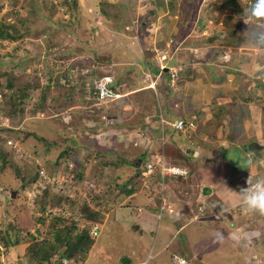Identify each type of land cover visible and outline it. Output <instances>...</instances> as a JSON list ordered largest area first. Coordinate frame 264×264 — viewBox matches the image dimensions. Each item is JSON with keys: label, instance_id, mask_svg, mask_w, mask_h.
<instances>
[{"label": "rangeland", "instance_id": "obj_1", "mask_svg": "<svg viewBox=\"0 0 264 264\" xmlns=\"http://www.w3.org/2000/svg\"><path fill=\"white\" fill-rule=\"evenodd\" d=\"M33 1L0 0V22L10 23L14 25V29L20 31L19 36L12 41L0 40V149L8 154L5 158L0 156V237L3 236V231L17 226L23 231L20 236L24 235L25 230H32L39 239L53 238L56 227L52 229L50 225L53 218L62 213L58 208L47 207L39 214L43 222L35 221L33 211L39 210L42 204L33 205L32 196L29 194L37 181L30 183V180L37 173V169L53 176L52 165L60 159L59 153L69 147L73 159L84 162L85 181L73 183L75 197L66 198L70 215H65L70 216L69 220L73 218L77 221L79 228L83 229L86 223L79 219L82 203L92 207L96 202H103L106 206L103 211L108 214L111 212V216L107 217L108 223L104 222L103 218L99 233L101 243L106 246L103 253H106L101 262H97L93 259H96L98 254L95 248H91L83 259V264H126L121 258L127 262L138 260L139 252L142 254V260H146L149 254L152 255L146 264H171V253L184 257L188 264H195L196 261L202 264H264V214L246 213L239 206L235 194L241 187L246 186L247 178L264 176V170L258 167L261 163L256 162L253 167L247 164L249 152L243 151L248 150V147L237 148L244 142L253 149H259V154H264V41L249 36L253 27L264 29V17L253 16L249 12L239 14L230 6L223 13L218 7L223 0H161L163 5L156 7V17L146 13L148 8L158 3L157 0H78L80 9L77 10L76 20L62 4V0H47L49 6L54 5V13L50 18H45L38 9L32 7ZM204 1L215 2L214 7L210 6L211 3L204 5ZM168 2H171L172 9L167 8ZM186 3L189 4L187 9ZM250 3H254L253 0H239V4L246 8ZM195 4L198 7H195ZM101 9L108 10L110 14L104 21L99 20ZM171 11L173 12L170 14ZM220 13L226 18L222 24H218L220 21L208 19L220 18ZM197 18L210 22L205 21L198 30L195 25ZM184 19L192 20V27L197 29L190 33V44L195 47L196 52L194 54L198 55L202 62H210L215 64V68H221L214 75L218 79L220 74V80L226 81L221 90L216 89L219 95L225 90L231 92L235 89L234 85L241 83L244 89L251 90L253 99L246 104L245 109H237L238 116L230 130L232 136L205 138L204 146L199 145L201 149L196 150L200 152V156L196 158L194 168H189L188 174L190 172L192 175L189 179H179L172 183L181 191L178 197H186L182 200L184 205L188 206V211L184 212L186 219L178 217V220L182 225L193 224L188 225V239L182 240L183 233L178 239L172 238L165 226L169 222L172 225L173 221L166 222L168 218L161 214L162 218L158 222L157 212L151 213L150 216L145 209L146 212L141 213L139 225L141 222L146 223V232L150 233L149 236L145 235L146 241L143 242L138 239L141 230L137 229L134 233L135 217L131 216L129 220L119 212H134L138 215L137 203L141 195H135L128 202V195L123 190L124 184H134L138 188L135 192L144 194L133 176L137 177L142 165L135 164L132 156L144 162L146 154L144 151L140 152L142 146L138 144L136 135L131 133L132 130L125 132L120 126L130 121L134 125V122L140 121L141 116L145 117V114L152 110V95L133 91L121 99L98 103L94 91L91 92L95 81H91L93 78L89 76L92 71L89 66L92 52L89 50L96 49L104 57L98 65V70L106 74L113 72L116 76L115 87L118 90L123 89L118 88L123 84L126 88L133 87L138 74H148L147 68L152 75L158 72V63L151 60V54L146 50L140 52L138 49L142 46H152V42H156L152 58L162 62L167 53L172 51L163 45L159 48L157 42L160 35V41L164 39V33L173 38H181L185 32L178 28V24ZM66 22L72 23L70 30H67L68 25L64 27ZM168 23L171 25L167 27ZM62 28L67 32L56 39L57 34L63 32ZM26 30L28 33H23ZM220 30L226 32L224 42L220 36H216L221 34ZM48 33L50 39L46 37ZM213 35L215 37L212 38ZM68 44L75 47H64L62 56H67H59L57 49L60 52L61 47L69 46ZM89 45L91 47H88ZM168 55L170 56L169 53ZM19 57L24 60L15 67L11 60H17ZM193 60L194 58L190 57L192 64ZM133 61L140 64L143 73L137 70L138 67L136 69L131 66ZM32 68L36 71L32 72ZM238 68L239 71H236ZM202 74L203 72L195 74L194 79L200 81L199 84L204 88L208 83L205 84V81L200 79ZM9 77L14 78L10 89L6 86L10 81ZM178 78L179 73L174 85H179L180 89L182 85L177 82ZM164 81L165 78L163 83ZM27 82L30 83L27 85L26 97L22 100L16 99L22 90L21 87ZM212 88L207 87L208 90ZM200 90L195 89L193 93L198 95ZM238 93L241 95L240 100H244L242 90ZM152 94L155 96L154 91ZM41 101L44 105H36ZM153 104L156 106L157 102L153 101ZM55 107L57 109H54ZM198 119L202 121V118ZM147 120H150L149 117ZM227 127L223 125L221 130L224 131ZM113 132L117 141L114 138L112 141V138L107 136ZM240 133H246L251 142L248 138L240 139L237 135ZM143 134L147 135V132ZM149 139L155 141L156 136L152 134ZM10 141L11 147L7 143ZM144 145L145 149H151L155 144L148 141ZM96 152L101 153L98 158L95 157ZM108 152H113V155H107ZM146 152H149L148 149ZM105 161L110 164L105 166L102 163ZM60 164L57 165L60 167L59 171L63 166L65 168L66 164L71 167L72 161L60 159ZM63 178L65 177H60L58 181H63ZM66 181L67 193L64 197L69 194L68 186L73 180L69 178ZM40 183L45 184L43 180ZM150 185L151 183H148V187ZM203 187H209L213 191L210 198L208 197L211 193L204 197L205 203L199 197ZM12 191L16 192L14 196L11 195ZM55 192L51 190L52 195L57 194ZM34 193H42L40 199L46 200L42 191L35 189ZM220 193L222 195H219ZM47 204H50V200ZM60 204H63L62 199ZM234 206L236 212L234 217H231L228 214L231 211L229 207ZM121 216L124 219H120ZM145 216L147 221L143 220ZM173 218L178 222L175 215ZM237 226V232L231 233V230H228ZM166 237L167 240H164ZM159 241L162 246L169 241L168 249L162 253L158 252ZM121 242L124 245H117ZM23 248L24 245H18L17 249L7 250L8 252L0 258V264H25ZM191 248L197 249V252L192 253ZM132 252L136 255H132ZM97 260H100V256Z\"/></svg>", "mask_w": 264, "mask_h": 264}, {"label": "trees", "instance_id": "obj_2", "mask_svg": "<svg viewBox=\"0 0 264 264\" xmlns=\"http://www.w3.org/2000/svg\"><path fill=\"white\" fill-rule=\"evenodd\" d=\"M157 1H158V3L156 2V3H154V6H152L151 8H148L146 14H148V15L152 14L153 17H156V7L163 5L161 0H157ZM48 2L49 1H47V0H34L32 2V7L38 9L41 12V14L43 15V17H45V18L49 17L50 18L51 15H53V13H54L53 12L54 5L51 4L49 6ZM204 2H205L204 5H208L211 3L210 6L214 7L213 4L215 2L214 3L213 2H206V1H204ZM253 2L254 3L251 4L249 9L244 7V6H241L239 4V0H223V3H221V5H218V7H219L220 11H223V13H225V10L227 7H229V6H230V8L234 7V11L239 12V14H241V13L250 12V9L255 4L256 0H253ZM62 4H64L67 7L70 15H73V17L76 18V20H77L78 19L77 18L78 17L77 16V10L80 9V7L77 3V0H62ZM196 4L199 5L197 2H196ZM196 4H195V7H198ZM168 5L169 6L167 8L172 9L171 2H168ZM186 5L187 6L185 8L186 9L189 8L188 7L189 4L186 3ZM172 12L173 11H171L170 14ZM220 14H222V13H220ZM109 16H110V14H109L108 10L105 11V10L101 9V13L99 14L100 20L104 21V19L106 17H109ZM208 19H210V21L211 20L214 22L220 21L221 23H223L224 19H226V18H224V15L222 14L220 18L214 19V17H211V18L208 17ZM205 21L207 23L210 22L207 19L202 20L200 18H197L195 20V25L197 26L198 30L201 29L200 26L204 25L203 23ZM48 22L50 24H52L50 20ZM200 22L202 24H199ZM192 23H193L192 20L185 21V19H184L181 23L178 24V28H181L185 33L188 32L189 30H192V32H195V31H197V29H194L192 27ZM71 24H72L71 22H66L64 27L66 28V26L68 25L67 30H70ZM166 26H168V24ZM48 28H49V26H48ZM117 29L121 30L119 28H117ZM61 31H63V32L58 33L59 35L57 34L56 39H58L61 36H64L65 33L67 32L63 28ZM19 32L20 31H18L17 28L14 29V25L7 23V22H2V23L0 22V40H11L12 41L19 36ZM220 32H221V34H216V36L217 35L220 36L221 41L224 42L226 40V38H225L226 32L223 30H220ZM23 33H28V31L26 30ZM46 37L48 39L51 38L49 33ZM213 37H215V35H213L212 38ZM64 47H68V48L73 49L75 46L71 47L70 45L69 46L63 45L60 49V52H59V49H57L58 50L57 53H59V56H61V57L67 56V55L62 56ZM88 47H91V46L89 45ZM89 51L92 52V56H91L90 61H89V66L92 69V71L90 72L91 74L89 76H91L92 78H100L102 76H105V74H106L105 72L98 70V65L100 62L103 61L104 57L101 56L96 49L95 50L92 49ZM22 60H24V59L19 57L17 60H15V59L11 60V63L13 62V64L16 67L17 65H19L22 62ZM228 69H230V68H227V70ZM35 71H36V69L32 68V72H35ZM236 71H238V70H236ZM103 73H105V74H103ZM166 75L168 78L167 73H166ZM65 78H66V74H65ZM9 80L10 81H8L6 83V86H7V88L10 89L12 87L11 82H13L14 78L9 77ZM16 80H18V79H16ZM168 80H169V78H168ZM56 81H57V78H56ZM28 83H30V82H27V84H24V86L21 87L22 90L19 91L16 99L22 100L23 98L26 97V95H27L26 89L28 87L27 86ZM84 83L86 84V82H84ZM90 84H92V83H89V85ZM111 88L115 90L116 89L115 84ZM241 90H242V93L244 94V95H242L243 99L248 100L251 98V95H250L251 91L250 90L244 89L243 86H241L240 92H241ZM93 91H95L94 86H91V92H93ZM167 92H169V93L172 92V89L169 88L167 90ZM42 100H43V97H42ZM17 102H18V104H20V102L18 100H17ZM40 103H43V105H44V102H42V101L38 102L36 105H39ZM54 109H57V107H55ZM193 120L196 121V118ZM144 126H145V124L143 123V125L140 128L143 129ZM120 127H122V126H120ZM124 127H126V126H124ZM127 128H128V130H133L134 126H127ZM158 129H159V127H158ZM31 132H33V131H31ZM157 134L161 135L159 130H158ZM107 136H109L110 139L112 138V141H113V138H114V140L116 139V141H117V138L115 137V135H111V133H110ZM175 136L176 135L175 134L172 135V133H171V135H166V137L169 138L170 142L164 146V154L166 156L172 158L173 162L184 164L188 161L187 155H184L185 153L179 145H180V141L183 140L185 142V140L181 135H179L178 139L175 138ZM149 142H153V141H149ZM145 146H144V148H142V150H145ZM154 146H151L150 148H153ZM77 148H78V146H77ZM146 149H149V148L146 147ZM77 151L75 153H77ZM253 153H254L255 163L260 158H264V154H259L260 151H254ZM100 154H101L100 152H98V154L96 152L95 157L98 158L97 156ZM7 155L8 154L6 151H3V150L1 151V149H0V156L2 158H5V156H7ZM107 155L112 156L113 152H108ZM59 158L67 160V161H69V160L72 161V166H71L72 168L69 169V172L72 176L71 178L73 179L72 184L75 182L76 183H82L85 181V176H84L85 165H84V162L82 160L75 161L73 159V156H72V153H71V150L69 147H67L65 150H62L59 153ZM60 159L56 160V162H55L56 165H61ZM102 163L105 166L110 164L109 161H107V162L105 161ZM63 164H65V163H63ZM260 169L264 170V166H260ZM67 170H68V167L66 165L65 168L63 167L62 173L68 172ZM52 172L56 173V169H52ZM52 172H51V174H53ZM133 176L135 178V175H133ZM39 179H40V177H39V174L37 172L31 178L30 183L35 182V181L38 182ZM130 180H132V178H130ZM65 183H67V182H64V184ZM49 188H50V186H47L44 189H42V192L45 194V196H44V199H46L45 201L40 199V195L42 193L41 194L37 193L35 195L36 197L33 200V205L36 206L39 203H41L42 207H40L39 210L33 211V216L35 217V221H38V222L42 221L43 222V218H41L42 216L39 214H41V212H44L47 207H50L52 209H55V208L59 209V211L62 214L55 216L53 218L52 224L50 225V227L52 229L56 227L54 230L53 238L51 240H47L46 237L39 239L37 236L31 234L30 230H28L27 228L26 229L28 231L25 230L24 235L20 236V234L23 231L21 229H19L17 226L15 228H11L10 230H5V231H3V236L0 237V244H1V246H0V258L5 255L4 251L17 249L18 245H24L23 254H24V257H26L25 264H63V260H66V261L67 260H74L76 262L83 261V259L88 254L89 250H91V248H95V250L98 254L97 258L100 256V260H97V258L93 259V260H96L97 262H101L103 255L106 253V252L103 253L104 247H106V246H104L103 243H101V240L99 238V233L101 231L100 228L102 225L101 224L102 214L98 210L91 208L87 203H82L81 210L79 211V216H80L79 219L82 222H85L86 226L83 229H80L77 221H75L73 218H70V220H69L68 217H70V216H66L65 214H63V212H64L63 209L65 207V204L67 203L66 202L67 197L66 198L64 197V203L65 204L64 203L60 204L62 198L60 199L59 198L60 196H58L56 194L52 195L51 189H49ZM124 188H125L123 190L124 193L129 195L131 193V191L133 190V185L124 184ZM37 189H41L40 186H38ZM8 199H10V197H8ZM49 200H50V204L48 205L47 203L49 202ZM62 222H64L65 224L61 225ZM66 222H67V224H66ZM95 245H96V247H95ZM122 260L125 263L127 262V260L121 258V261ZM0 262H2V261H0ZM105 264H108V263H105Z\"/></svg>", "mask_w": 264, "mask_h": 264}, {"label": "clouds", "instance_id": "obj_3", "mask_svg": "<svg viewBox=\"0 0 264 264\" xmlns=\"http://www.w3.org/2000/svg\"><path fill=\"white\" fill-rule=\"evenodd\" d=\"M77 3H78V0H77ZM78 5L80 7L79 3H78ZM250 6H251V3L248 6V9L250 8ZM249 14H251L253 16L264 17V0H256L255 4L250 9ZM190 33H192V30H189L188 32H186L181 38H177V36H175V38H173L171 36L165 35V33H164V39H162L163 46L167 47L169 50H171L173 52L174 48H176L178 46V44L180 43V40H182V44L186 43V42H184L185 40L188 41L185 37L190 36ZM249 36H250V38H255L258 41H264V29L253 27L251 29V31L249 32ZM137 38L140 39L139 36H137ZM140 41H141V39H140ZM141 43H142V41H141ZM166 43L168 45H166ZM145 50H146V52H148V50L151 51L148 47L142 46L141 51H145ZM172 52H168L170 54V56L167 53V55L165 56V59L162 62L156 61L158 63V66L156 64L157 70H158L157 74L152 75L151 73L148 72V74L146 75L147 78L144 79V82L148 86H150V84L152 85V86L147 87V88H151L154 92H157V90L155 89V86L157 85V83H155V85H154L153 81L157 80L159 78V75H161V74L165 75V80H166V83L168 82V87L172 89V92L174 91L173 94H171L172 92L169 93V94H171L170 96L166 95L169 99L168 102L170 103V100L174 101L177 98L173 103L168 105V107L177 108L178 106L176 103H178L180 105V99L178 98V95L181 96V94L176 93V92L179 91L182 87L179 89V85L175 86L174 81L176 79L177 73L180 74V72L182 71V68H180L178 65H176V62H174V60H173L174 54H172ZM153 53H154V51H153ZM166 62H168V65ZM172 72L175 74L174 77L171 76ZM166 73L168 74L169 80L167 78ZM105 76H110L112 78L111 79L112 82H110V86L112 87L115 84L114 77H116V76L113 74V72L109 73V74H105ZM102 77H104V76H102ZM102 77H100V78H102ZM100 78H93V79H91V81H95V80L100 79ZM177 82L180 83V77L178 78ZM120 86L121 85H119V87H118L119 89H120ZM94 89H95V87H94ZM114 91L116 93L120 94V96L116 97L114 100H118V99H121V98L126 96L121 92V89L118 90L116 88ZM94 95L96 96L98 103L102 104V101L98 98L95 91H94ZM240 96H239V93L237 95L232 96V100H235V103L237 105L233 109L234 112H237L238 106H241L245 109L248 101L251 102V99H253V96L251 95L250 99H248V100L244 99L241 101ZM114 100H112V101H114ZM181 108L182 107L180 105L179 111L181 110ZM166 112L168 114H170L169 110H167ZM237 116H238V114H237ZM166 117H168V116H166ZM198 117L199 116H191V115L190 116L180 115L179 117H171L169 115V117L166 119L162 116L161 113H159L157 116H155L156 121L152 122V124L157 123V125L159 127L158 130L161 133V135H158L155 131L152 132L149 129H147V130L145 129L141 132H138L139 135L137 136V141H139L138 144H141L142 148H144L145 142L153 141V139H149L150 135L154 134L156 136L155 141H153L155 143V146L151 149H148L149 152H146V149L142 150L146 154V159L144 162H142L141 159L136 160V157H134V155L132 156V158H133V160H135L134 161L135 164L142 165V168L139 169L137 177L135 176L134 181L137 182V185L139 186V188L144 193L146 192V193H148V196H151L149 198L152 199L155 197L156 203L154 204L153 209H154V212H157L158 222L162 218L161 214H165L164 218H166V217L169 218L172 216V214L175 213L174 211L176 209H174L172 207V205L170 203V198L172 195H175L176 197L179 196V193L181 191L177 190L172 183L176 180H179V179H185V178L189 179V176L192 175V174H190V172L188 174L189 168H190V170H191V168H194L196 158L200 156V152L199 151L196 152V150L201 149V148H199V145L204 146V144H205V141H204L205 138L199 137L198 126H196V121L193 120L195 118L197 120ZM147 118H148V116H145L142 118L141 126L143 125V123L146 125L148 124ZM199 118H201V116ZM168 119H171V120H168ZM122 126H126V124L124 123ZM140 129H142V128H140ZM148 131H149V134H148ZM102 132H103V136H104V131H102ZM145 132H147V135L143 134ZM171 133H172V135L175 134L178 137H179V135H181L186 142L185 143L182 140V141H180V145H179L183 149V151L185 153L184 155H187L188 161L184 164L173 162L172 158H170L164 154V146L170 142L169 138L166 137V135H171ZM11 145H12V142L10 143V147H11ZM134 147H137V146H134ZM142 151H140V152H142ZM258 151H260V150L258 149ZM157 159H160L162 164L157 162ZM246 162L250 167L255 166L254 153L252 151H249V153L247 155V161ZM257 162L261 163L258 165V167L264 166V158H260ZM66 165L68 167V164H66ZM147 165L155 166V169L153 170V172H147V170H148ZM52 169H56V173L52 172L53 176L47 175V173L44 170H42L43 175H41L40 170L37 169V172H38L39 177H40V179H39L40 181L36 182L33 185L32 189L30 190L31 193L29 195L32 196V198H31L32 201L36 197L35 196L36 194L34 193L35 189L42 191V189H44L45 187L50 186L49 189H51L52 191L55 190L57 192L56 195L60 196L59 198H62L63 203H64V194L67 193V188H66L67 183L64 184V182H67L66 180L69 178L71 180V174L69 172V168L67 170L68 172H66V173L65 172L62 173L63 169L59 171L60 167H58V166L52 165ZM135 171H137V169ZM67 176H70V177L67 178ZM60 177H65V178H63V181H61L59 184L58 180ZM42 180L45 182L46 185L45 184L43 185L40 183ZM148 183H151L150 187H148ZM40 185L42 186V188ZM72 185L73 184L68 186L69 194L66 195V197H68L70 199H74V197H75V195H74L75 194V187L72 188ZM132 185H133V190L138 189L136 185H134V184H132ZM172 185H173V187H172ZM38 186H40L41 189H37ZM203 188H202V190H203ZM209 189H210V193H211V188H209ZM12 192H15V191H12ZM187 194L188 193H186V195ZM201 194H202V192H201ZM235 194H236V199L239 202V206H241L246 213L264 214V176L247 178L246 186L241 187L238 191H236ZM126 195H128V194H126ZM206 195H208V194H206ZM206 195L202 194V196H206ZM184 198H186V197H184ZM138 209H140V210L138 211ZM153 209H152V211H153ZM63 210H64V212H63L64 214L66 213V214L70 215V213L68 212L69 207L67 206V203L65 204V207ZM142 211H144V209L142 207H137L136 213L138 215H140ZM154 212H153V214H154ZM241 213H242V211H241ZM176 215H178V214H176ZM180 215L182 217L183 213L180 212ZM30 233L33 234V231L30 230ZM6 252H8V251L6 250L4 252V254ZM163 252H164V250H163ZM171 256H172V254H171ZM171 256H170V262L172 264ZM151 258H152V255L149 254L147 259L143 260L140 264H146L147 261ZM83 261L76 262L74 260H67V261L63 260V264H65L66 262H70V264H83ZM187 264H188V261H187Z\"/></svg>", "mask_w": 264, "mask_h": 264}, {"label": "crops", "instance_id": "obj_4", "mask_svg": "<svg viewBox=\"0 0 264 264\" xmlns=\"http://www.w3.org/2000/svg\"><path fill=\"white\" fill-rule=\"evenodd\" d=\"M220 23L221 22H219L218 24H220ZM170 25H171V23H168V26H170ZM110 33L113 34V32H110ZM190 37L191 36L185 37L188 40V41H186V40L184 41V42H186L185 44H182V40H180L181 44L179 43L178 46L176 48H174V51L172 52V54H174V56H173L174 62H176V65H178L180 68H182V71L179 74L180 84L182 85V88L176 92V93L181 94V96L178 95V98L180 99V105L182 107L181 110L179 111L180 105L178 103H176L178 106L177 108L168 107V105H169L168 100L169 99L167 96H170L171 94H173L174 91L171 94H169V92H167V90L169 89L168 82L166 83V80H165L163 83L165 75L161 74V75H159V78L157 77L158 78L157 80L153 81L154 85H155V83H157V85L155 86V89L157 90V92H155V96H153L152 89L147 88V87H150L152 85L150 84V86H148L144 82V79L147 78V76H146L147 74H144V75L138 74L137 75L138 78L136 80L134 79L135 81L132 80V81H134L133 85H135V86L126 88L125 84H123L122 86H120V88L121 87L123 88L122 89L123 91L121 90V92L126 96L129 95L133 91H138L139 93H141L143 95H147V93H150L152 95V98H150L151 103H152V107H151L152 110L145 114L146 116L150 117L149 118L150 120H148V124L147 125L145 124L143 129H140V127H141L142 118L144 116H141L140 121L137 120V122H134L135 123L134 125L132 124L131 121H130V123L127 122L126 127L122 126L124 128L125 132L131 131V130H128L127 126H134L131 133L135 134L136 138L139 135L138 132H141L145 129L146 130L149 129L150 131H152V132L155 131L157 133L158 132V125H157V123L152 124V122L156 121L155 116H157L159 113H161L162 116L166 119L169 117V115L171 117H179L180 115H186V116L191 115V116H199V117L201 116L202 121H200L199 119L196 120V126H198L199 137L213 139V137L220 138L222 136H229V137L232 136L231 131H230L231 126L233 125L232 123L237 119V112L233 111V109L237 105L235 103V100H232V96L237 95L238 92H240L241 83H239L238 86L234 85L235 89L231 90V92H227V90H225L223 94L219 95V91H217L216 89L218 88V90H221L224 82H226V81L220 80L221 79L220 74L218 76L219 80L216 77H214V75H216V72H218L221 68H219L220 66H217L215 68L214 67L215 64L210 63V62H202L200 59H198V55L194 54V53H196V52H194L195 47L190 44ZM160 39H161V35H160V38L157 42L159 45V48L163 45L162 40L160 41ZM147 44H148V42H147ZM155 44H156V42H152V46L148 45V48L151 47V48H149L151 51L148 50V54H151L150 58L153 62H156V60H153V58H152L153 57V51L152 50L155 49V47L157 45V44L156 45ZM166 45H168V44L166 43ZM138 50L140 52H142L140 48ZM145 56L148 59V56L146 54H145ZM190 57L194 58L193 64L190 61ZM147 59H145V62ZM166 63L168 65V62H166ZM131 66L136 67V69L138 67L137 70H139L141 73H143V68L140 66L139 63L133 61V64H131ZM146 71H147V73L148 72L151 73L150 71H148V68ZM238 71H239V68H238ZM200 72H203V74H204V75L202 74V77L200 79H202L203 82L205 81L204 82L205 84L208 83L206 85V87H204V88H202V86L199 84L200 81H198L197 79H194L195 74L200 73ZM186 73H191V74H186ZM212 74H213V76H212ZM233 78L234 77H232V79ZM187 81H191L192 83H190V82L188 83ZM128 84H130V82H128ZM208 86L213 87L212 90L211 89L208 90L207 89ZM200 88H202V89L200 90ZM195 89L200 90L198 95H195L193 93V91ZM140 91H142V92H140ZM212 91H214V92H212ZM225 92H227V93H225ZM191 93H193V94L191 95ZM153 101L157 102L156 106H154L155 104H153ZM174 101L170 100V104L173 103ZM248 102H250V101H248ZM247 107L249 108V106H247ZM238 108H241V106H238ZM167 110L170 111V114H168L166 112ZM166 116H168V117H166ZM134 120L135 119H133V121ZM168 120H171V119H168ZM223 125L228 126L227 128H224V131L221 130V128H223ZM217 126H219V127H217ZM232 133L236 134L235 132H232ZM114 134L115 133L113 132L112 135H114ZM237 135H239L240 139L248 138V140L251 142V140L249 139V136L246 133H244V134L240 133ZM229 147L231 148L232 145H230ZM245 147H248V150L244 149L243 152L258 151V149H253L250 146L244 144V142H242V145L240 147H237V148H245ZM140 148H142V147H140ZM226 163H228V162H226ZM53 166H57V165L53 164ZM228 166L230 167L229 164H228ZM135 170L136 169H134V171ZM195 184L196 183H194V185ZM208 186L212 188V186L210 184H208ZM212 194H213V191L211 190V194L208 198H210ZM135 195H141V198L139 199V202L137 203L138 204L137 207H142L144 209V211L146 209L147 212L146 211L145 212L148 213L150 216H152L151 213L153 214L154 204L156 203L155 197L151 199V198H149L151 196H148V193L140 194V192L136 193L135 190H132L131 194L128 195L129 200H127V201L130 202ZM219 195H222V194L220 193ZM207 196L208 195H206V197ZM199 197L205 203V200H204L205 196L201 195ZM183 199L185 200V198H181L178 196L176 197L175 195L171 196L170 203H171V205H173L172 207L176 210L174 211L175 213L172 214L171 217H169V218L166 217V218H168L166 220V222L168 220L173 221V222H172V225L169 224L170 222L168 224H166L165 229L169 232V235L172 234V238L177 237L176 239H178V236L183 233V239L182 240L185 241L186 239H188V236H190L189 232H188V230H189L188 228L190 226H188V225L189 224L193 225V224H191V223L183 224V225L179 224V222H181L180 220H178V217H179V219L181 218L180 212L184 213L185 211L186 212L188 211L186 209V207L188 208V206L184 205L185 202L182 201ZM173 201H176V203H172ZM207 203L210 207V203L209 202H207ZM235 207L236 206H234L233 208L229 207V209H231V211L228 214H230L231 217H234V215H235V212H236ZM92 208L100 211V213L103 214L102 220L104 218L105 219L104 222H106L107 219L111 216V212L108 214V213L103 211L106 209V206L103 202H96V204L94 206H92ZM152 209H153V211H152ZM127 213L126 212H124V213L119 212V214H122L123 216H125L126 219L129 218V220L131 219L130 218L131 216L135 217L136 222L134 225H136V226H134V229L136 231H134V233L137 232V229L139 231L141 230L139 232L138 239L142 240V241L143 240L146 241L145 235L149 236L148 233H150V232H148V233L146 232V227H147L146 223L141 222V224L139 225V221L141 220L140 216L142 214L136 215L134 212H131L128 214ZM185 213L182 216L183 219H186ZM176 214H178V215H176ZM174 215H175V217L177 216L176 220H178V222L174 220V218H173ZM239 215L240 214L238 213L237 216H239ZM123 216H121L120 219H124ZM112 219H114L113 216H112ZM143 220L147 221V216H145V218ZM107 223H108V221H107ZM141 225H143V226H141ZM233 225H234V223H232V226ZM140 226H141V228H140ZM230 227H231V225H230ZM238 227L239 226H237L233 229H228V230H231V233L237 232L238 230H235V229ZM164 240H167V237L164 238ZM168 242L166 243L167 245L165 244L162 246L161 241H159L158 246H157L158 252L162 253L163 250L166 251L168 249ZM179 242H181V241H179ZM146 244H147V242H145V245ZM117 245H124V244L121 242V243H117ZM184 249H185V245H184ZM181 251H183V248H181ZM191 252L195 253V252H197V249L191 248ZM171 254H176V253H171ZM132 255H136V253L132 252ZM140 257H142V254L139 252L138 257H137L138 260L128 261V262H126V264H140L143 261L142 259H140Z\"/></svg>", "mask_w": 264, "mask_h": 264}, {"label": "built area", "instance_id": "obj_5", "mask_svg": "<svg viewBox=\"0 0 264 264\" xmlns=\"http://www.w3.org/2000/svg\"><path fill=\"white\" fill-rule=\"evenodd\" d=\"M171 76L174 77L175 74L172 72ZM111 79L112 78L110 76H104L100 79L95 80V82H94L95 83V92L101 101H105V102L112 101L116 97L120 96V94L116 93L111 88V86H110ZM7 143L10 144L11 141L7 142ZM157 162L162 164L160 159H157ZM147 166H148L147 172H153V170L155 169V166H152V165H147ZM68 168L71 169L70 166H68ZM40 173H41V175H43L42 170H40ZM58 183L60 184V181H58ZM139 210L140 209H138V211ZM171 260H172V264H187V261L183 257H181L177 254H172ZM65 264H70V262H66Z\"/></svg>", "mask_w": 264, "mask_h": 264}, {"label": "water", "instance_id": "obj_6", "mask_svg": "<svg viewBox=\"0 0 264 264\" xmlns=\"http://www.w3.org/2000/svg\"><path fill=\"white\" fill-rule=\"evenodd\" d=\"M209 193H210V189L208 187H204L203 190H202V194L206 195V194H209ZM14 194H15V192H12L11 195L14 196ZM195 264H202V263L196 261Z\"/></svg>", "mask_w": 264, "mask_h": 264}]
</instances>
